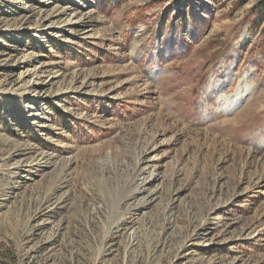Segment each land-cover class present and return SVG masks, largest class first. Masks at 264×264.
<instances>
[{
	"label": "rangeland",
	"instance_id": "374dc122",
	"mask_svg": "<svg viewBox=\"0 0 264 264\" xmlns=\"http://www.w3.org/2000/svg\"><path fill=\"white\" fill-rule=\"evenodd\" d=\"M43 1L0 0V264H264L259 0Z\"/></svg>",
	"mask_w": 264,
	"mask_h": 264
},
{
	"label": "trees",
	"instance_id": "16d2710c",
	"mask_svg": "<svg viewBox=\"0 0 264 264\" xmlns=\"http://www.w3.org/2000/svg\"><path fill=\"white\" fill-rule=\"evenodd\" d=\"M98 1V8L101 11H106L110 8V4L108 1ZM247 1L248 0H239L238 3L242 5ZM244 21L248 25L250 30L254 32L255 35L257 34L259 36L262 54L264 55V0H259L246 12ZM193 24L195 27V34H197L199 32V27H197V21L195 19H193Z\"/></svg>",
	"mask_w": 264,
	"mask_h": 264
},
{
	"label": "bare ground",
	"instance_id": "6f19581e",
	"mask_svg": "<svg viewBox=\"0 0 264 264\" xmlns=\"http://www.w3.org/2000/svg\"><path fill=\"white\" fill-rule=\"evenodd\" d=\"M32 1H34V0H32ZM39 1H41V2H44L43 0H39ZM80 1V0H79ZM85 2V1H84ZM43 6H48V5H46V4H43ZM55 14V13H54ZM63 14H65L66 15V13L65 12H61V13H58V14H55L54 16L52 15V25L50 24V25H47V27L45 28L46 30H48V31H53V30H56V29H60V28H64V27H67V25H73V22H75V24H78V25H81L82 24V22L79 20V19H76V15H74V16H70L69 17V19L66 21V23H55V22H58V21H54V19H55V17H58V16H61V15H63ZM50 15V14H49ZM42 18H43V16H42ZM48 18V17H47ZM82 19V18H81ZM46 21V20H45ZM24 22V21H23ZM39 28V27H38ZM85 32V31H84ZM85 34H87V33H85ZM52 77V76H51ZM35 78V77H34ZM33 79V78H32ZM35 80V79H34ZM48 81V80H47ZM31 83V82H30ZM48 86V82H45L44 80H39V78H38V80L36 81V82H34L33 83V87H35L36 89H40V90H42V89H44L45 87H47ZM41 92V91H40ZM39 92V93H40ZM44 92V91H43ZM34 95V94H33ZM31 98V100H33V101H38V99L40 98L39 96H31L30 97ZM28 109H29V112H30V114L31 115H33L34 116V113L37 111L36 110V108H35V106H29L28 107ZM29 114V115H30ZM28 115V116H29Z\"/></svg>",
	"mask_w": 264,
	"mask_h": 264
}]
</instances>
